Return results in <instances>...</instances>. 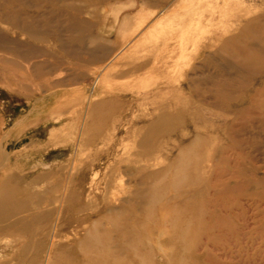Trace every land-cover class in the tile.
<instances>
[{
  "label": "rangeland",
  "instance_id": "374dc122",
  "mask_svg": "<svg viewBox=\"0 0 264 264\" xmlns=\"http://www.w3.org/2000/svg\"><path fill=\"white\" fill-rule=\"evenodd\" d=\"M95 234L264 264V0H0V264H101Z\"/></svg>",
  "mask_w": 264,
  "mask_h": 264
},
{
  "label": "bare ground",
  "instance_id": "6f19581e",
  "mask_svg": "<svg viewBox=\"0 0 264 264\" xmlns=\"http://www.w3.org/2000/svg\"><path fill=\"white\" fill-rule=\"evenodd\" d=\"M111 18V17H110ZM125 19V23H127V21L129 20L128 17L124 18ZM123 25V21H122V24ZM122 28V26H121ZM116 40V39H115ZM244 43V42H243ZM244 45V44H243ZM74 49V47H73ZM80 50V49H79ZM85 50V49H84ZM83 50V51H84ZM73 52V50H72ZM90 52V51H89ZM79 53V52H78ZM74 54V53H73ZM76 55V54H75ZM90 55V54H89ZM82 56V55H81ZM100 58V57H98ZM97 60V59H96ZM39 72V71H38ZM41 72V71H40ZM42 74V73H40ZM200 146H197L194 150L191 149L190 152L188 153H184L182 154L181 156V160L178 164V170L176 172V175H175V182H183L185 180L188 179V172L190 170V168L194 167L196 164H199V148ZM4 194H2L3 196L1 197V201H4V203L8 204L10 198L12 197L11 195V192L10 191H3ZM156 192V189L153 190V193ZM151 193V195L153 194ZM147 195H148V192H147ZM146 195V196H147ZM151 197V196H150ZM108 242V241H107ZM88 248H86L87 250H93L94 252H96L95 254V259L96 258H99L98 261H100V263L102 264V259L104 257H107L110 253L108 252L107 250V243L105 241L102 240V236H98L97 234L95 235H92L91 239H90V245H87ZM97 261V262H98Z\"/></svg>",
  "mask_w": 264,
  "mask_h": 264
}]
</instances>
